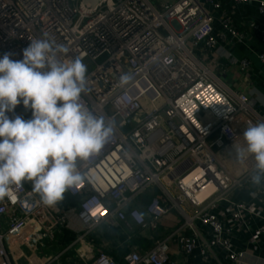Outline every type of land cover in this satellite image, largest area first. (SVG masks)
<instances>
[{
  "label": "built area",
  "instance_id": "built-area-1",
  "mask_svg": "<svg viewBox=\"0 0 264 264\" xmlns=\"http://www.w3.org/2000/svg\"><path fill=\"white\" fill-rule=\"evenodd\" d=\"M231 1L256 2L264 16V0ZM206 6L216 10L221 4L164 0L157 8L150 0H100L93 6L82 0H0V58L9 53L22 60L31 40L47 33L68 48L65 62L95 64L80 103L113 133L98 153L77 161L81 180L64 193L78 198L76 240L85 242L104 222L155 230L172 210L180 216L171 235L125 254L123 264H172V237L183 253L197 250L205 262L245 264L247 249L237 247L235 236L264 240V183H251L255 161H239L233 147H245L243 132L264 122V113L202 62L204 50L226 59L231 54L216 47ZM221 25L223 40L242 41L226 16ZM260 33L264 41V25ZM258 57L264 62V53ZM8 115L32 118L22 103ZM149 189L157 193L142 211L137 201ZM242 191L253 200L236 198ZM38 212L67 222L66 209L45 205L31 181L9 186L0 198V260L12 264L7 246L25 230L32 245L45 237L49 228L38 222ZM92 264L121 263L99 251Z\"/></svg>",
  "mask_w": 264,
  "mask_h": 264
},
{
  "label": "clouds",
  "instance_id": "clouds-1",
  "mask_svg": "<svg viewBox=\"0 0 264 264\" xmlns=\"http://www.w3.org/2000/svg\"><path fill=\"white\" fill-rule=\"evenodd\" d=\"M68 48L44 33L31 40L22 60L0 58V198L10 185L31 181L47 206H55L78 184L77 161L98 153L113 133L103 117L81 103L87 92V66L80 58L65 62ZM127 77L122 78V82ZM31 109L32 118H10L16 107ZM245 147L234 144L236 158L255 161L251 183H264V122L249 124Z\"/></svg>",
  "mask_w": 264,
  "mask_h": 264
},
{
  "label": "crops",
  "instance_id": "crops-1",
  "mask_svg": "<svg viewBox=\"0 0 264 264\" xmlns=\"http://www.w3.org/2000/svg\"><path fill=\"white\" fill-rule=\"evenodd\" d=\"M164 1V0H161ZM171 1V0H169ZM221 4L220 9L206 6L213 17V37L216 47L224 52H231L230 58L219 57L211 50H204L200 56L202 62L215 72L221 81L232 91L246 93L261 112L264 113V62L259 60L258 54L264 53V41L261 38V28L264 25V16L258 14L256 2L236 4L231 0H216ZM226 16L230 23L243 34L241 42L233 40L229 44L227 39L221 38V18ZM247 61V66L241 64ZM235 197L244 201L253 200L248 192H235ZM66 198V200H64ZM150 200V199H149ZM149 200L138 203L143 211ZM78 198L64 195L56 205L66 209L67 222L54 218L40 216L38 222L48 226V232L39 242L27 239L31 236L30 230L20 234V240L12 239L10 247L12 264H92L96 254L104 251L119 263L123 264V256L132 250L145 251L151 248L158 240L167 238L178 227L179 215L169 213L163 216L157 226L156 232L148 227L141 228L130 222V227L119 222L110 226L101 223L86 237L85 242L76 240L79 228L77 218ZM72 207V208H70ZM70 208V209H68ZM178 214V213H177ZM179 218V219H178ZM5 223V220L2 221ZM248 234L238 233L234 242L239 248H246L245 264H264V240L249 242ZM170 248L169 259L172 264H217L214 260L203 261L197 250L185 254L180 249L174 237L168 240ZM0 264H7L0 260Z\"/></svg>",
  "mask_w": 264,
  "mask_h": 264
},
{
  "label": "rangeland",
  "instance_id": "rangeland-1",
  "mask_svg": "<svg viewBox=\"0 0 264 264\" xmlns=\"http://www.w3.org/2000/svg\"><path fill=\"white\" fill-rule=\"evenodd\" d=\"M150 1H151V2H152L157 8H159V2H160L161 0H150ZM101 61H102V59H98V60H97V62H101ZM84 64L87 66V73H88L89 71H91V70L94 68V66H95L94 62H92V61H90V60H85V61H84ZM171 213L178 215L177 212H176L175 210H172ZM179 218H180V216H179ZM179 218H178V219H179Z\"/></svg>",
  "mask_w": 264,
  "mask_h": 264
},
{
  "label": "trees",
  "instance_id": "trees-1",
  "mask_svg": "<svg viewBox=\"0 0 264 264\" xmlns=\"http://www.w3.org/2000/svg\"><path fill=\"white\" fill-rule=\"evenodd\" d=\"M157 190L155 189H149L147 190L144 194H142L139 198V200L137 201V203H142V201H147L149 200L156 192ZM144 211V210H143ZM157 230V229H156ZM156 230H154L156 232Z\"/></svg>",
  "mask_w": 264,
  "mask_h": 264
},
{
  "label": "water",
  "instance_id": "water-1",
  "mask_svg": "<svg viewBox=\"0 0 264 264\" xmlns=\"http://www.w3.org/2000/svg\"><path fill=\"white\" fill-rule=\"evenodd\" d=\"M83 2H90L91 3V5L93 6V5H95L98 1H100V0H82Z\"/></svg>",
  "mask_w": 264,
  "mask_h": 264
},
{
  "label": "bare ground",
  "instance_id": "bare-ground-1",
  "mask_svg": "<svg viewBox=\"0 0 264 264\" xmlns=\"http://www.w3.org/2000/svg\"><path fill=\"white\" fill-rule=\"evenodd\" d=\"M200 194H201V193H199V195H200ZM199 195H198V196H199ZM200 196H201V195H200ZM200 196H199V197H200Z\"/></svg>",
  "mask_w": 264,
  "mask_h": 264
}]
</instances>
